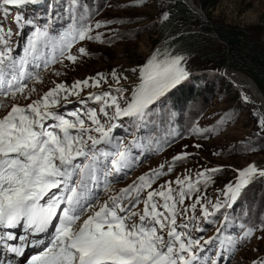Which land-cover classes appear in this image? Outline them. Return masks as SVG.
Returning a JSON list of instances; mask_svg holds the SVG:
<instances>
[{"label":"snow or ice","instance_id":"obj_1","mask_svg":"<svg viewBox=\"0 0 264 264\" xmlns=\"http://www.w3.org/2000/svg\"><path fill=\"white\" fill-rule=\"evenodd\" d=\"M43 3L44 0H0V19H7L11 10H17L15 22L18 25L22 21L34 25L33 20H25L20 10L27 5ZM77 4L78 0H69L72 24L58 41L49 36L47 29L36 28L28 37L25 55L19 60L11 55V29L5 31L0 25V96L15 99L18 93L24 94L26 85L23 81L33 79L25 72L29 57L34 61L44 57L38 45L42 44L44 48L59 45L61 56L76 61L77 57L66 55L65 49H70L77 39H93L88 35L89 28L82 24L77 27ZM101 26L96 25L97 28ZM95 40L100 41V37ZM79 52L87 55L84 48ZM54 59H46L45 66ZM183 59L176 56L158 61L154 55L141 69V83L133 91L131 101L126 102V107L122 108L118 98L108 92L92 95L89 99L102 102L99 113L105 117H108L107 109L114 108L109 119L129 117L143 123L151 114L150 106L188 78L189 73L181 66ZM89 79H92V87H99V80ZM99 79L104 78L100 76ZM82 86L88 87L89 80L76 81L71 89L58 84L26 106L13 103L10 110L0 116V229H15L23 224L25 231L33 235L48 233L50 228L54 230L45 250L32 256L28 264H199L201 258L195 249L200 252L205 249L200 239H192L186 232L178 230L188 227L186 223H177L178 206L184 205L185 198L198 191V184H207L211 177L201 172L195 183L187 177L183 180L177 178L178 190L170 183L153 188L152 185L164 174L154 170L100 203L93 189L103 182L104 190L108 192L109 159L115 156L110 163L112 170L116 171L129 167L132 161L122 144L115 145V153L99 147L112 144L110 133L117 125L112 124L106 129L96 110L86 113L71 111L66 114L68 118L51 110L59 103L61 92L79 95L77 90ZM116 91L122 93L123 90L118 88ZM7 107L9 105L0 102V109ZM259 123L264 128V119ZM184 158L178 155L174 160ZM171 170L169 167L168 171ZM256 175L264 177V170L255 165L239 171L235 186L229 184L223 191L228 203L218 201L213 209L219 211L224 206L233 207L242 190ZM142 193L146 195L142 197ZM200 203L197 197L191 208L195 210ZM215 211L209 212L201 205L206 220L215 215ZM197 231L204 229L197 228ZM251 233L252 229H248L244 238L250 237ZM16 239L12 232H6L0 235V245L8 247L3 242ZM19 239L23 241L26 237ZM214 239L204 240V244L209 245ZM8 250L17 256L24 252L21 246L8 247ZM218 258L212 259L211 264H217Z\"/></svg>","mask_w":264,"mask_h":264},{"label":"rangeland","instance_id":"obj_2","mask_svg":"<svg viewBox=\"0 0 264 264\" xmlns=\"http://www.w3.org/2000/svg\"><path fill=\"white\" fill-rule=\"evenodd\" d=\"M176 1L105 0L100 13L89 27L88 35L93 39L83 41L77 39L70 49H65L66 55L77 57L76 61L72 62L61 56L59 46L55 60L25 88L23 95L18 93L15 99L10 97L8 102L26 106L40 99L58 84L71 89L76 81L88 79L89 86L78 89L79 95H67L61 92L59 103L53 108L57 109L55 112L65 116L71 111L86 113L88 110H96L101 123L108 129L114 120L109 117L114 114L115 109L108 108V117H105L99 113L100 102L89 99L90 96L86 98L83 96L90 93L102 95L108 92L118 98L122 108L126 107V102L131 101L133 91L139 86L141 69L154 55L158 61L182 56L184 59L181 61V66L189 73L188 78L162 96L166 100L168 98V101L164 99L161 103L158 100L150 107L152 114H160L164 122L172 124L176 122L173 118L167 117L166 112L173 111L185 126L188 136L170 149L167 148L168 150L159 156L137 142L133 143L134 134L132 127L128 126L129 117L119 118L117 127L112 129L110 135L114 136V139L124 133L129 136L123 145L129 153L131 164L143 165L134 178L152 173L154 170L164 173L152 187L159 188L165 183H170L173 189L178 190V185L175 183L177 178L183 180L187 177L190 182L195 183L200 179L198 173L204 172L206 176L211 177L207 184L203 182L198 184V191H195L204 207L211 209L218 201L221 203L224 201L226 197L223 191L229 184L235 186L239 171L249 165L264 170V128L259 123L264 118L223 78L222 70L225 64H219V61L223 52L227 53V49L215 33L211 32L206 37L200 38L197 44L188 40L170 47L167 45L168 42L177 34L171 36L169 34L175 27L182 29L192 26L198 29L200 24L209 22L211 26L223 24L244 30L250 41L264 47V0H216L215 7L211 9L200 8L202 3L211 0H194L195 6L202 10L205 18L202 19L192 13L193 16L185 14L182 20L173 22L169 20V9ZM34 9L36 5L20 10L25 20ZM13 13L17 14V10H11L7 19L1 20L11 24ZM195 17L198 19L197 22ZM98 23L102 25L99 28L96 27ZM21 24L22 38L24 34L37 28V24L27 26L23 21ZM197 29L190 32H198ZM161 34L165 36L160 37ZM97 36L100 37V41L95 40ZM80 48H84L87 55H81ZM210 54L215 55V58ZM224 60L230 65V68L226 66V69L245 74L239 69L240 61L230 62L227 55ZM113 72L116 74L115 78ZM100 76L104 79L100 80ZM89 78L99 80V87H92V79ZM111 88L115 90L119 88L123 91L112 92ZM25 96L29 98L25 99ZM65 96L67 99H64ZM173 100L178 101V111L169 106V103H173L177 107ZM4 110H0V115ZM124 128L126 132L122 130ZM93 135L97 134L93 133ZM112 149L117 151V148ZM178 155L185 158L174 160L173 158ZM112 158L115 156L113 155ZM172 162L175 163L173 167H171ZM169 167L173 168L171 172L168 171ZM211 169H219V171L212 172ZM124 173V175L120 173L118 179L113 180L108 190L109 195L118 193L120 189L128 186L130 177L126 172ZM144 195L146 193H142V197ZM188 197L185 198L184 205H180L183 209L180 207L178 217L180 220H177L178 224L186 223L188 227L178 230L186 232L190 237L191 235L202 237V232L196 231L197 227L201 228L205 225L204 216H201V207L190 215L191 205L188 204ZM157 200L160 198L157 197ZM239 201L243 206L249 207L250 221L258 220L260 225L256 230H252L248 238H244L246 231L240 229L233 235L238 237L234 242L229 241L227 235L223 234L219 241L212 244L211 255L209 252L204 254L205 258H209L210 264L212 259L218 258V255V264L226 261L228 262L225 264H255L258 259H264V177L254 176L242 190L237 203ZM186 206L189 211L185 212ZM142 208L141 204L140 209ZM194 217L199 218V221L190 229L189 224ZM205 237L203 241L207 239Z\"/></svg>","mask_w":264,"mask_h":264},{"label":"trees","instance_id":"obj_3","mask_svg":"<svg viewBox=\"0 0 264 264\" xmlns=\"http://www.w3.org/2000/svg\"><path fill=\"white\" fill-rule=\"evenodd\" d=\"M105 0H78L77 8L75 9V16L76 22H82L83 26L89 28L93 22V20L98 16L100 13V9L102 4ZM216 0H211V2L202 3L200 8L202 9H211L215 7ZM43 9L45 10V14L47 15L49 7H52L54 13L59 14V18L64 17L72 22L69 19L70 13L68 11L69 0H44V3L41 4ZM199 8V7H198ZM199 8V9H200ZM170 19L173 22L176 20H182V16L188 14L193 16V14L187 9V7L180 1H176L174 4L170 5ZM195 21L197 22L198 19L195 17ZM208 24H200L199 28H195L198 32H190L195 30L192 26H187L184 28H174V30L169 34L176 35V37L168 42V46L170 47L173 44L192 40L196 44L200 42V38H204L209 33H215L217 38L222 41L224 46L227 49V53L223 52L221 56V60L219 64H225L228 68H230L229 63L226 64L224 60L225 56L227 55L228 61L232 62H241V66L239 67L247 77H250L255 81L258 88L264 95V47L261 44H255L250 41L247 37V32L229 25L223 24H213L212 26ZM178 27V26H177ZM156 28V27H155ZM164 34H161L160 37H164ZM212 58H215V55L210 54ZM113 92V90H111ZM165 98H160L159 101L162 103L164 102ZM173 99V98H172ZM166 100V99H165ZM168 101V98L167 100ZM177 107L173 103H169L171 109L178 111V101L173 100ZM160 103V104H161ZM162 106V104H161ZM173 106V107H172ZM153 117L156 114H152ZM178 115V114H177ZM166 116L173 118L177 125L181 128L182 138L184 139L188 136L185 126L176 116V114L171 111L170 113L166 112ZM179 116V115H178ZM198 197L197 194H194L188 200V204L192 205L195 203L196 198ZM226 205V202L224 203ZM197 204L196 206H198ZM225 206L221 207L217 215H221L224 211ZM232 214L239 218H245L250 222V209L248 206H243L240 201L234 205V209ZM257 216H255V219ZM260 225L258 220L251 221Z\"/></svg>","mask_w":264,"mask_h":264},{"label":"bare ground","instance_id":"obj_4","mask_svg":"<svg viewBox=\"0 0 264 264\" xmlns=\"http://www.w3.org/2000/svg\"><path fill=\"white\" fill-rule=\"evenodd\" d=\"M190 8L199 11L204 17L202 10L195 6L194 0H181ZM223 78L229 82L233 89L242 97L249 105L254 107L264 118V96L260 95L252 85L251 79L242 72L226 69L222 70ZM27 257V256H25Z\"/></svg>","mask_w":264,"mask_h":264},{"label":"water","instance_id":"obj_5","mask_svg":"<svg viewBox=\"0 0 264 264\" xmlns=\"http://www.w3.org/2000/svg\"><path fill=\"white\" fill-rule=\"evenodd\" d=\"M182 3H183V1H181ZM186 7H187V9L191 12V13H194V14H196V15H198L200 18H202V19H204L205 17H203L202 16V14L199 12V11H197V10H195V9H192V8H190L187 4H185V3H183ZM224 67H226V65L224 66ZM250 78V77H249ZM251 79V78H250ZM251 82H252V85L255 87V89L258 91V93L260 94V95H263V93L261 92V90L258 88V86H257V84L255 83V81L253 80V79H251ZM264 96V95H263Z\"/></svg>","mask_w":264,"mask_h":264}]
</instances>
